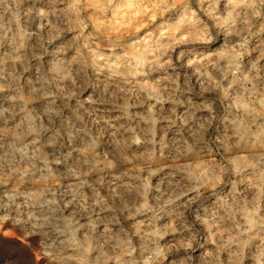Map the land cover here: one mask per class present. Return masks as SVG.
<instances>
[{"label":"clouds","instance_id":"9594fccd","mask_svg":"<svg viewBox=\"0 0 264 264\" xmlns=\"http://www.w3.org/2000/svg\"><path fill=\"white\" fill-rule=\"evenodd\" d=\"M0 264H264V0H0Z\"/></svg>","mask_w":264,"mask_h":264}]
</instances>
